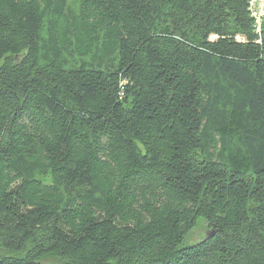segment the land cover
Instances as JSON below:
<instances>
[{"label": "trees", "instance_id": "trees-1", "mask_svg": "<svg viewBox=\"0 0 264 264\" xmlns=\"http://www.w3.org/2000/svg\"><path fill=\"white\" fill-rule=\"evenodd\" d=\"M248 1L0 0V264H264Z\"/></svg>", "mask_w": 264, "mask_h": 264}, {"label": "built area", "instance_id": "built-area-1", "mask_svg": "<svg viewBox=\"0 0 264 264\" xmlns=\"http://www.w3.org/2000/svg\"><path fill=\"white\" fill-rule=\"evenodd\" d=\"M248 9L254 18L256 31L259 32L264 24V0H249Z\"/></svg>", "mask_w": 264, "mask_h": 264}, {"label": "rangeland", "instance_id": "rangeland-1", "mask_svg": "<svg viewBox=\"0 0 264 264\" xmlns=\"http://www.w3.org/2000/svg\"><path fill=\"white\" fill-rule=\"evenodd\" d=\"M207 230L204 224L199 223L198 227L185 239L184 243H193L201 238H203L207 234ZM46 262L53 263L54 260H46Z\"/></svg>", "mask_w": 264, "mask_h": 264}, {"label": "water", "instance_id": "water-1", "mask_svg": "<svg viewBox=\"0 0 264 264\" xmlns=\"http://www.w3.org/2000/svg\"><path fill=\"white\" fill-rule=\"evenodd\" d=\"M211 234H209L208 236H210Z\"/></svg>", "mask_w": 264, "mask_h": 264}]
</instances>
